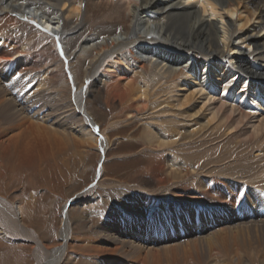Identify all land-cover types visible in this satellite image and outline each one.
I'll list each match as a JSON object with an SVG mask.
<instances>
[{"label": "bare ground", "instance_id": "6f19581e", "mask_svg": "<svg viewBox=\"0 0 264 264\" xmlns=\"http://www.w3.org/2000/svg\"><path fill=\"white\" fill-rule=\"evenodd\" d=\"M194 1L197 5L190 0H0V25L42 34L47 29L59 50L49 62L54 70L36 71L38 65L26 59L24 44H12L15 31L0 33V152L17 170L33 169L35 150L40 159L53 162L68 148L82 145H99L106 152L109 130L99 132L101 120L91 98L101 86L106 103L119 104L109 124L125 115L129 120L152 116L156 129L145 122L147 146L178 153L210 144L196 152V159L187 154L178 165L177 155L170 154L153 165L158 184L172 186L175 198L183 199L182 216L171 210L167 216L161 207L146 231L134 221L127 231L84 226L81 238L96 260L109 255L116 258L109 264H123L126 258L138 264H206L211 257L215 264H243V254L264 253V214L259 212L264 206V104L255 101L259 91L264 100V0ZM91 12L103 13L101 24L118 25L83 34L79 45L71 46L88 29ZM125 23L128 28H118ZM82 58L81 78L76 66ZM7 82L25 95L18 98ZM34 97L36 108L30 106ZM62 107L72 115V128L82 133L63 128ZM8 130L17 134L5 139ZM209 150L216 160L203 163ZM211 162L227 163L203 170ZM189 164L202 169L193 170L200 179L195 184L182 176V165L187 176L193 174ZM167 166L179 167L167 172ZM204 176L210 180L203 185ZM241 189H253L254 198ZM8 201L0 197V223L35 243L36 264H59L70 246L69 205L64 207L62 241L48 247L25 222L27 208ZM230 251L236 258L228 257Z\"/></svg>", "mask_w": 264, "mask_h": 264}, {"label": "rangeland", "instance_id": "374dc122", "mask_svg": "<svg viewBox=\"0 0 264 264\" xmlns=\"http://www.w3.org/2000/svg\"><path fill=\"white\" fill-rule=\"evenodd\" d=\"M89 14L91 15V22L88 29L85 33H82L79 36V40L71 41V46H78L86 34H93L96 30H113L115 26L118 25L115 24L118 23L117 21L101 24V17L99 16H103L102 12H99L98 14H93V12H91ZM207 18L217 21V18L211 16H207ZM99 24H101L100 28H98ZM126 26L127 23L119 25L118 28H124ZM43 27L46 28L47 26L45 27L44 25ZM20 28L22 27H6L5 25H0V33L8 34L11 30L15 31L17 36L16 39H14L15 41H12V44L14 43L16 47L18 42L19 44H24V48H27V50L25 49L24 51L28 56L26 59L31 63L33 62L38 65V70L36 69V71H44L45 69V72L46 70L51 72L52 69L54 70L55 68L53 67H50L49 69V64L55 61L54 59L57 58L59 50H57V46L53 43L51 35L46 31L42 34L26 30L27 28H22V30ZM126 28H128V26ZM21 35L25 36L23 37ZM21 37L23 41H21ZM17 49L20 50V48ZM84 61L85 59H80L78 62L79 64L77 63L76 66L78 74H81V78L83 76ZM4 74L6 73L4 72ZM63 74L61 77L66 80V75L65 73ZM7 84L10 85L9 87L14 94H19L17 95L18 98L21 99L22 95H25L24 93L22 94L13 91L14 87L9 84V82L5 85ZM98 86L100 87L101 85ZM101 87L97 90V93H95V97L92 96L91 98L97 109L96 114L99 117L98 120H101L99 121L100 124L98 126L99 132L104 131L105 129L109 130V147L106 152H102L99 145L95 148L82 145L79 147L77 146L78 148H76L79 152H76L74 148H68V151L59 157L61 159L57 160L55 158V162H53L52 159H45V162L44 159H40L38 153H36L38 150H35L33 153L37 159L33 161L34 163L32 164L35 168L32 167L33 169H29V172H27L28 169L17 170L15 164L9 161L8 158L2 157V153L0 152V174L2 176L0 181V197L4 196L6 201L9 200L8 203L10 204L16 203L23 208H27L28 212L25 211V215H27H24L25 222L48 247L61 243L64 207L66 204L69 205V222H71L69 223V229L71 228L69 230V247H71V244L72 247L70 249L67 247L68 250L65 249L66 253L64 252L65 255L63 254L60 258L61 260L59 264H109L108 261L111 260L113 263H116V258L109 255H103L102 258L100 257L99 260H96L98 259L97 257H92L87 254L89 251V244H86V241L83 242V239L81 238L84 235L85 227L86 230L93 229L95 231L97 230V227L102 225L106 228L115 230L118 228L122 231H127L132 224L131 221H134V223L141 222V224H143L141 227H144L141 230L146 231L145 226H149L153 222V218L152 221H150L151 218L148 220L147 217H153L157 212L159 213L161 207L165 208L167 216L171 214V212H169L170 210L172 213L177 212L182 216L180 203L183 199L175 198L173 195L174 188L172 186L166 187L165 185L158 184V181L153 177V165L156 160L158 161L160 158L166 159L170 154L177 155L178 161L181 162H178V165L182 164L183 160L186 161V159L183 158L187 154L196 159V157H194V155L196 156V152L200 154V151L202 152L210 145H207L206 143L198 148L190 149L189 147L188 149L180 151L177 149L178 153L172 151L171 148H165V150H163L164 148L160 149L157 145L147 146L149 142L145 136V122H149L148 127L156 129V124L153 122L152 116L140 117L138 120H129L126 119L125 115L121 117V120L118 118L111 119L115 124H109L110 118H113V116L119 111V104L112 103L108 105V103H106V98L104 97V87ZM28 89L29 87L26 90ZM34 98L32 100L35 104L33 103V106L30 105L32 108L38 106H34L36 105V98ZM40 98H43V94ZM19 103L26 106L29 105L28 101H19ZM54 106L55 105H52L51 107L53 108ZM63 107L58 111L64 124L63 128L73 134L82 133L81 131L72 128V115H69L70 111H65ZM46 111L47 110H45V112ZM16 134L17 130H8L3 138L6 139L15 136ZM197 146L198 143L195 147ZM210 151L211 150H209L208 153L209 157L202 159L203 163L209 160H216V153L212 154ZM198 153L197 155H199ZM179 156H181V158ZM226 163L216 164V162H211L209 165L203 164V170L209 171V168L214 167L222 168V165H226ZM102 165H104L105 169H102ZM189 166H192V171H198L197 169H199V171L202 170L200 166H196L197 168L195 166V168H193V165L191 164H189ZM167 167V172H169L170 168H178L179 166ZM185 168L186 165H182V168L180 169H183L184 173L182 172V176L186 181L190 179L194 184L200 181L196 174L197 172L193 171L191 176H187V170ZM208 179L210 180V177H202V184L204 185L205 182H208ZM200 189L202 190V188ZM243 190L241 192H243ZM252 192L253 189H250L248 194L246 193L247 197L250 199L254 198ZM249 194L250 196H248ZM192 204L194 203L192 202ZM174 205H176L177 208ZM215 205L218 206V202L215 203ZM185 219L187 220V215L186 217L183 216V220ZM155 224H159L156 218ZM0 225L3 228L1 230L0 227V262L1 260H4V262L10 261L13 264H36V257L34 256L35 243L21 237L5 224L0 223ZM196 229L200 230L199 228ZM261 230L264 231V225L261 226ZM2 231L6 232L8 236L4 237ZM75 236H78L79 239H81L79 240L78 238H75ZM99 239L101 240V238ZM226 243L231 247L233 243L232 239L228 237ZM83 247L87 248V250H83L84 252L80 249ZM245 253L247 254L246 251ZM227 254L228 257L236 258L235 252L233 251L227 252ZM263 254V252L258 255L254 254L255 256L243 254L242 263L264 264ZM220 258L226 259L225 255H221ZM124 260L127 262H122L123 264H138L130 262L127 258ZM226 261L230 262V260ZM206 264H215L214 258L211 259L210 257V260L206 261ZM233 264L237 263L234 262Z\"/></svg>", "mask_w": 264, "mask_h": 264}, {"label": "snow or ice", "instance_id": "6c2138e0", "mask_svg": "<svg viewBox=\"0 0 264 264\" xmlns=\"http://www.w3.org/2000/svg\"><path fill=\"white\" fill-rule=\"evenodd\" d=\"M46 31H47V29H46ZM96 131H98V129H96Z\"/></svg>", "mask_w": 264, "mask_h": 264}]
</instances>
